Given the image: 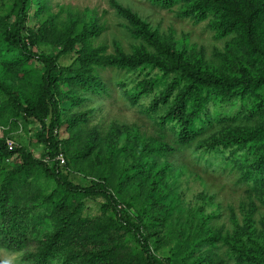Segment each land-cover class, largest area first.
I'll list each match as a JSON object with an SVG mask.
<instances>
[{
    "label": "rangeland",
    "instance_id": "obj_1",
    "mask_svg": "<svg viewBox=\"0 0 264 264\" xmlns=\"http://www.w3.org/2000/svg\"><path fill=\"white\" fill-rule=\"evenodd\" d=\"M112 2L148 23L162 43L195 68L229 78L237 76L239 69L228 49L235 34L219 37L214 30V15L197 22L182 17L180 3L164 9L146 0H40L39 6L60 19L71 16L79 23L100 28L94 45L103 46L108 55L152 53V47L136 37ZM10 3L0 0V21L5 19ZM36 7L30 12L29 25ZM58 50L45 44L37 47L39 53L48 55ZM11 60V55H3L0 49V83L13 88L23 99L21 91H25L28 78L6 69ZM70 61L71 56L61 59L62 64ZM30 64L42 72L40 61L33 59ZM101 76L106 93L82 94L83 102L65 114V118L81 115L80 129L73 132L64 124L58 131V138L67 141L66 157L73 159L74 153L90 148L86 157L74 158L67 168L63 167L64 177L80 186L105 177L121 211L142 225L151 250L159 258L171 259V264H264V188L250 193L241 182V177L264 171L259 163L264 159V74L236 89L229 101L213 102L209 120L191 142L178 139L171 126L156 124L148 115L149 97L137 105L129 102L121 83L132 89L134 73L107 69ZM38 129L36 122L13 123L0 116V138L12 142L13 148L22 147L33 158L44 152L35 137ZM248 133H255L257 139L244 147L222 150L223 143ZM211 143H220L219 148H211ZM16 162L15 156L0 160V173ZM130 171L140 173V177L130 181ZM22 176L15 184L20 202L45 204L43 197L54 183L40 172L29 171ZM103 202L101 197L82 201V215L91 223L68 253L79 252L86 259L95 257V264H145L128 232L117 230L105 242L93 237L91 229L109 221V213L100 210ZM47 215L41 216L21 247L10 248L0 240V264L33 262L31 255L38 250V242L54 227V220Z\"/></svg>",
    "mask_w": 264,
    "mask_h": 264
},
{
    "label": "trees",
    "instance_id": "obj_2",
    "mask_svg": "<svg viewBox=\"0 0 264 264\" xmlns=\"http://www.w3.org/2000/svg\"><path fill=\"white\" fill-rule=\"evenodd\" d=\"M146 1L164 9L180 3L184 8L182 17L197 22L214 15L217 19L214 30L219 37L235 34L228 49L233 64L239 69L237 76L229 78L195 68L181 54L162 43L148 23L114 2L111 6L116 13L127 20L136 37L152 47V53L108 55L103 46L94 45L101 33L100 28L79 23L71 16L66 20L60 19L58 14L39 6L40 0H11L5 19L0 21V49L3 55H11L12 58L6 63V69L21 72L28 78L25 91H21L23 99L13 88L0 83V95L3 97L0 116L13 123L36 122L39 129L35 137L44 147L40 157L33 158L22 147L9 148L6 139L0 138V160L15 156L17 161L11 169L0 173L1 243L10 248L21 247L29 233L37 227L41 216L48 214L47 217L54 220L52 231L38 242V250L31 255V264H57L59 259L61 264H95V257L91 259L89 255L86 259L79 252L68 253V249L74 247L91 223L82 215V201L92 197H101L104 202L100 210L104 214L109 213V221L104 226L91 229L95 239L105 242L115 231H126L133 237L137 255L143 258L145 264H171V259L159 258L151 250L142 225L133 222L121 211L120 203L108 187L105 177L80 186L63 175V167L67 168L74 158L86 157L90 148L84 146L88 150L74 153L73 159L66 157L64 147L67 141L58 138V131L64 124H68L73 132L80 129L78 123L82 121V116L65 118V114L71 107L83 102L82 94L106 93L101 76L103 71L117 69L134 73L136 77L132 89L121 83L129 102L137 105L149 97L148 115L156 124L171 126L177 131L178 139L186 142L193 141L202 130L201 125L209 120V106L213 102L229 101L236 89L264 74V0ZM33 6L37 7L33 10V20L29 25ZM42 13L47 15L39 19L37 16ZM40 44L59 50L53 55L39 53L37 47ZM68 56H71V61L62 64L61 59ZM33 59L42 63V72L31 67L30 61ZM256 139L255 133L237 136L223 143L222 150L244 147ZM219 145L211 143L210 147L219 148ZM59 155L63 157L65 165L60 166L56 159ZM259 163L264 165V159H260ZM29 171L40 172L54 183L51 192L43 197L45 204L20 202L15 184ZM127 177L133 181L134 177H140V173L130 171ZM241 182L250 193H255L264 188V171L241 177Z\"/></svg>",
    "mask_w": 264,
    "mask_h": 264
},
{
    "label": "built area",
    "instance_id": "obj_3",
    "mask_svg": "<svg viewBox=\"0 0 264 264\" xmlns=\"http://www.w3.org/2000/svg\"><path fill=\"white\" fill-rule=\"evenodd\" d=\"M6 145H7L9 148L13 147V143L10 142V141H6ZM56 159L59 160V163H60V164H64V159H63V157H62L61 155H59Z\"/></svg>",
    "mask_w": 264,
    "mask_h": 264
}]
</instances>
